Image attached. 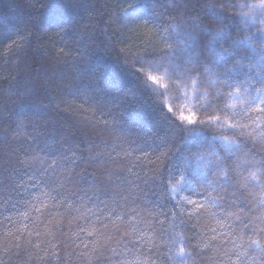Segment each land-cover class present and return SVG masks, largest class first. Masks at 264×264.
<instances>
[{"label": "trees", "instance_id": "1", "mask_svg": "<svg viewBox=\"0 0 264 264\" xmlns=\"http://www.w3.org/2000/svg\"><path fill=\"white\" fill-rule=\"evenodd\" d=\"M216 5L217 0H0V264H122L136 259V249L141 259L148 258V264H179L174 246L169 250L174 231L183 232L188 241L190 255L185 264H212L209 257L227 264L223 251L232 247L239 224L234 225L233 236L218 237L209 249L193 247L198 236L213 235L207 226H214L210 214L219 212V207L189 215L192 205H176L165 193L173 167L195 151L199 137L219 147L220 140L213 138L232 137L236 130L204 124L180 126L186 128L183 138L174 143L188 147L171 162L173 167L165 160L157 168L156 156L170 148L159 137L177 127L176 115L156 107L145 78L134 69L141 68L138 57L167 49L161 32L179 17L187 19L189 13L193 15L189 19L203 21L206 30L193 31L184 24L170 29L171 55L154 69L178 76L181 62L195 56L207 66L208 79L220 81L218 88L225 92L239 86L255 94L256 88L264 87L262 38L247 34L250 21L236 19L237 9L223 12ZM215 11L223 14L213 25L208 19ZM216 91L207 96L213 108L195 94L192 104L199 118L221 115L223 119L228 114L232 122L247 123L246 131L253 132L242 106L226 96L213 100ZM232 103H237L235 115L226 107ZM235 143L252 149L257 159L264 154L258 151L259 145L253 149L250 137L235 135ZM209 178H215L212 172ZM196 186L199 194L180 195L203 203L212 188ZM129 188L133 192L129 200L135 198L142 215L163 213L152 221L151 246L106 240L110 229L102 225L107 219L95 221L91 215L69 225L71 217L65 213L61 224H48L51 215L64 212L52 207L55 201L40 212L33 208L41 207L33 197L55 189L52 195L57 200L68 197L79 203L83 197L95 211L104 208L101 201L110 200L113 193H118L117 200L128 196ZM248 200L249 215L258 214L253 197ZM181 207L186 209L183 213ZM25 212L27 219L22 215ZM92 221L103 235H72L78 232L77 225ZM46 226L53 235L47 234ZM245 234L250 232L245 230ZM97 240L102 246L92 252ZM51 244H56V256Z\"/></svg>", "mask_w": 264, "mask_h": 264}, {"label": "snow or ice", "instance_id": "2", "mask_svg": "<svg viewBox=\"0 0 264 264\" xmlns=\"http://www.w3.org/2000/svg\"><path fill=\"white\" fill-rule=\"evenodd\" d=\"M259 4L264 7V0H259ZM165 45L167 48L171 47L166 42ZM138 70L143 71V69ZM144 75L152 84L161 88L167 87L168 81L163 74L155 71H146ZM191 85L185 90L188 103L176 114L177 119L185 125L204 124L217 128H230L236 131L232 137L223 135L219 138H213L221 141L219 147L212 141L205 142L204 137H199L195 142L194 152L182 157L174 167L171 164L174 168V175H178L179 178L175 179L173 173H170L171 178L168 181L165 194L175 200L176 205H181L182 203L192 205L189 215L199 216L202 210L207 211L209 208L215 209L219 207V212L210 214L214 219V226H207L213 235L207 239L203 236H198L193 247L209 249L212 241L217 240L218 237L233 236L236 232L234 225L238 223L239 234L233 238L232 247L223 251L227 264H264V154L257 159L252 149L235 143V135L250 137L253 142V149L259 145L258 151L264 153V106H262L264 105V87L256 88L254 90L255 94H253V91L246 88L242 89L239 86L230 88L226 92L224 89L217 88L213 96V100L220 96L235 99L242 106L241 111L244 112L247 119L252 121L253 132H248L246 130L250 127L249 124L232 122L228 114H224L223 119L221 115H208L206 119H200L190 102L193 96L201 90L197 87L195 79L191 81ZM207 96L208 93L205 91L200 95L199 99L207 102L213 108L212 102L207 101ZM257 100H259V104L256 103ZM237 103L226 105L228 109L233 110V115H235L234 110L237 108ZM200 105L203 106L204 104L201 103ZM245 105H247L246 108L243 107ZM167 107L169 112H173V107L170 104ZM221 149L223 154H221ZM169 153L170 148L159 152L155 161H153L154 163L159 162L157 168L163 165L165 160H170ZM56 163L57 161L53 160L52 165ZM52 165H49V167ZM209 172L213 173L214 179L209 178ZM193 179L196 180L195 184ZM197 184L200 187L208 185L212 188V191L204 198L203 203L191 199L189 195H180L184 192H189L192 195L199 194ZM230 187L234 188L231 193L228 191ZM242 189L255 200L258 214L249 215L250 210L246 209L251 201L248 200V196L244 194V191H241ZM90 190H85V196ZM54 191L55 189H52L48 192H42L40 196L33 197L41 205V207L33 205L37 212L42 211V209L46 210L49 207V201H55L52 207L64 209L63 213L57 211L54 215H51L48 224H61L65 213L71 217L68 221L69 225H72L74 221L88 220L89 215H91L95 217V221L107 219V222L103 223L102 226L105 230L110 229L105 236L108 241L115 240L117 244L127 241V243H132L134 247L137 241L141 245L151 246L153 244L155 230L152 221L153 219L158 220V217L163 215V213L149 211L147 216L142 215L141 212L143 210L136 204L135 198L129 200V196L133 195L131 188L128 189V196H122L119 200L116 199L118 193H113L110 200H102L101 203L104 204V208H99L95 211L93 208L87 207V202L83 197L80 198L79 203L70 200L68 197L57 200L56 196L52 195ZM225 194L228 195V199L225 198ZM93 195H96V193H93ZM177 195L180 196L179 199H176ZM96 199L100 200V196L96 195ZM145 202L148 203L146 198ZM130 204H136V206H129ZM105 209H108V211L105 212ZM185 210L184 207L180 208L181 213ZM22 215L25 219L28 218L27 212L22 213ZM175 219L176 213L173 212L172 220ZM95 221L89 222L86 226L77 225L78 232L72 233V235H78L79 232H86L89 236L103 235L96 227ZM160 223L162 224L163 221H160ZM245 230H248L250 234L246 236ZM46 231L48 235H53L47 226ZM29 235L31 236L32 233L29 232ZM36 235L39 236L41 234L37 232ZM187 242L184 233L176 231L173 232L172 239L169 241L171 245L169 250L173 251L174 246V254L179 258V264H185L186 258L190 255L186 247ZM127 243H125V248H127ZM100 246L102 245L97 240L94 242L91 251L95 252L97 247ZM35 247L39 249L40 243H37ZM51 248L53 249L52 255L56 256V244H51ZM250 249L255 251L250 252ZM127 251L132 252L133 250L127 249ZM214 251H219V249ZM113 252L115 254V249H113ZM138 252L139 249L133 252L136 255L135 260H125L122 264H148V258L141 259L142 254L137 255L136 253ZM47 255L48 253L45 252V256ZM233 256L235 257L234 259ZM89 258L91 257L89 256ZM40 259H44V257H40ZM209 260L212 261V264H217L213 257H209Z\"/></svg>", "mask_w": 264, "mask_h": 264}, {"label": "clouds", "instance_id": "3", "mask_svg": "<svg viewBox=\"0 0 264 264\" xmlns=\"http://www.w3.org/2000/svg\"><path fill=\"white\" fill-rule=\"evenodd\" d=\"M216 8L222 9L223 12H228L230 8L237 9L238 15L236 19L240 21H250V23L246 25L247 34L252 36L257 34L264 36V7L260 6L259 0H232L230 4L225 3L224 0H217ZM222 14L223 13L221 11H215L208 20L211 24L215 25ZM187 15V19L181 16L161 32V37L166 43L171 45V42L168 39L170 29H174L181 24L190 26L193 31L197 29L200 31L206 30L203 27V21L191 20L189 18L193 15H190L189 13ZM195 15L199 16L200 14L197 13ZM219 23L224 24L222 21ZM227 29L231 30L233 28L231 26H227ZM193 39H195V37H193ZM193 51H195V49ZM171 52L172 48L170 47L159 53H152L151 55H146L143 58L138 57L136 62L141 65L140 69H143V71L132 67L137 73L141 74L145 78L146 86L154 97V103L162 112H169L167 107L169 104L179 110L181 104L186 99L185 90L192 86L191 81L193 79L197 81V87L201 90L196 93L197 99L205 91H207L208 95H212L221 83L220 81L213 83V81L209 80L207 66L193 56L189 58L186 63L181 62L182 71L178 76L170 75L167 71H155L165 76V79L168 81L167 87L161 88L158 85L152 84L146 79L144 72L154 71V66L163 60H168L167 58L170 57ZM173 119L177 123V127L167 130V136L161 135L159 137L163 144L170 146V164L173 160L179 158V154L183 151V149L188 147L187 144L177 145L174 143V141L183 138V133L186 128H181L180 126L186 125L179 121L175 116Z\"/></svg>", "mask_w": 264, "mask_h": 264}, {"label": "rangeland", "instance_id": "4", "mask_svg": "<svg viewBox=\"0 0 264 264\" xmlns=\"http://www.w3.org/2000/svg\"><path fill=\"white\" fill-rule=\"evenodd\" d=\"M260 37L262 38L261 40H262V43L264 44V36H261V35H260ZM154 71H160V70H156V69H154ZM193 99H196V96H193V98H192V100H191V102H190L191 105H192L193 107H195V104H192ZM186 103H188V101L185 99V100L183 101V103L181 104L179 110H177L176 108L173 107V114L176 115ZM171 106H172V105H171ZM176 117H177V116H176ZM190 126H191V125H186V127H190ZM220 143H221V141L219 142V144H220Z\"/></svg>", "mask_w": 264, "mask_h": 264}]
</instances>
